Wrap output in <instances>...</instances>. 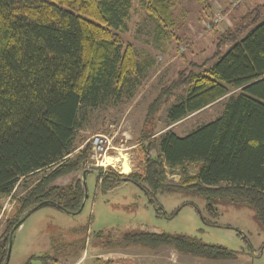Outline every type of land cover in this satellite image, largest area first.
Listing matches in <instances>:
<instances>
[{
	"label": "trees",
	"instance_id": "trees-1",
	"mask_svg": "<svg viewBox=\"0 0 264 264\" xmlns=\"http://www.w3.org/2000/svg\"><path fill=\"white\" fill-rule=\"evenodd\" d=\"M134 1L161 26L173 24L171 0H0V211L3 196H11L22 179L41 174L6 219L0 264L6 259L11 229L29 209L46 200L50 202L43 206L66 212L81 207L92 143L75 152L79 114L106 95L119 99L139 71L136 49L120 33L127 29ZM199 1L212 8L211 0ZM263 7L264 2L245 14L219 36L210 57L191 61L150 101L138 145L144 154L142 172L90 167L103 191L131 181L163 211L159 193L173 186L193 187L249 204L264 223ZM183 87H188L186 96L167 110L169 125L225 100L221 114L183 136L169 130L157 138L161 110ZM147 150L157 159H149ZM190 166L195 172L179 185L167 183V167ZM187 204L192 203H183L169 217ZM81 238L84 252L87 237ZM107 245H164L205 259L238 258L222 245L165 232H127ZM33 258L41 264L57 261L54 250L32 255L25 264H33Z\"/></svg>",
	"mask_w": 264,
	"mask_h": 264
},
{
	"label": "rangeland",
	"instance_id": "rangeland-1",
	"mask_svg": "<svg viewBox=\"0 0 264 264\" xmlns=\"http://www.w3.org/2000/svg\"><path fill=\"white\" fill-rule=\"evenodd\" d=\"M171 1L173 24L167 26H161L138 2H133L126 21L127 29L120 33L124 42L134 45L139 71L119 99L106 95L98 104L85 105L80 111L76 134L79 147L75 152L91 142L94 134H104L109 139L105 155L113 158L126 155L130 171L125 172L120 162L102 167L112 166L124 173L142 172L144 154L138 145L150 101L191 61L202 62L210 57L219 36L264 2L211 0L212 8L206 9L199 0ZM262 14L264 16V7ZM229 47L227 44L222 50L226 52ZM187 90L188 87H183L175 91L163 107L154 136L161 138L169 130L183 136L221 114L225 100L169 125L168 108L185 97ZM194 172L195 166L188 169L167 167V183L179 185L181 179ZM40 175L22 179L11 196L2 197L0 236L5 230L6 219L14 212L18 197ZM86 186L88 196L80 211L66 212L46 205L27 217L14 232L9 264H25L32 255L50 250H54L57 261L49 264H264V223L249 204L205 194L193 187L173 186L157 196L163 208L161 211L149 201L142 188L131 181L103 191L97 183L96 173L89 172ZM185 202L192 204L183 206L176 215L169 217ZM140 231L180 234L198 242L222 245L236 251L238 258L205 259L182 254L164 245L155 249L140 245L106 246L111 239ZM82 236L87 237L85 252L80 250ZM31 261L41 264L37 258Z\"/></svg>",
	"mask_w": 264,
	"mask_h": 264
},
{
	"label": "water",
	"instance_id": "water-1",
	"mask_svg": "<svg viewBox=\"0 0 264 264\" xmlns=\"http://www.w3.org/2000/svg\"><path fill=\"white\" fill-rule=\"evenodd\" d=\"M147 152H148V158L150 159V158H155V159H157L156 158V156H157V154H155V153H153V152H149L148 150H147ZM89 172H96V170L95 169H93V168H87V169H85L84 171H83V180H84V184H85V187H86V191H85V197H84V200H83V202H82V205H81V207L76 211V212H78V211H80L82 208H83V206H84V204H85V201H86V198H87V196H88V194H87V186H86V179H87V174L89 173ZM50 201L49 200H46V201H42V202H40V203H38L37 205H35L34 207H32L31 209H29L18 221H17V223L13 226V228L11 229V231H10V237H9V244H8V251H7V255H6V259H5V262H4V264H8L9 263V261H10V257H11V251H12V247H13V237H14V232L22 225V223L27 219V217L29 216V215H31L34 211H36V210H38L39 208H41L44 204H47V203H49ZM73 212V211H72Z\"/></svg>",
	"mask_w": 264,
	"mask_h": 264
},
{
	"label": "built area",
	"instance_id": "built-area-1",
	"mask_svg": "<svg viewBox=\"0 0 264 264\" xmlns=\"http://www.w3.org/2000/svg\"><path fill=\"white\" fill-rule=\"evenodd\" d=\"M92 151L90 154V159L87 163L88 167L91 166H100L101 161L104 158L108 148H109V139L108 136L98 133L94 134L91 137ZM58 264V263H55Z\"/></svg>",
	"mask_w": 264,
	"mask_h": 264
},
{
	"label": "bare ground",
	"instance_id": "bare-ground-1",
	"mask_svg": "<svg viewBox=\"0 0 264 264\" xmlns=\"http://www.w3.org/2000/svg\"><path fill=\"white\" fill-rule=\"evenodd\" d=\"M113 162L122 163V166L124 167V171L125 172H129L130 171V167L128 165L127 156L126 155H123V156H120V157H116V158H113L111 156H106L105 155V157L101 161V165H109V164H112Z\"/></svg>",
	"mask_w": 264,
	"mask_h": 264
},
{
	"label": "crops",
	"instance_id": "crops-1",
	"mask_svg": "<svg viewBox=\"0 0 264 264\" xmlns=\"http://www.w3.org/2000/svg\"><path fill=\"white\" fill-rule=\"evenodd\" d=\"M205 108H207V107H205ZM205 108H204V109H205ZM85 251H86V250H85ZM85 251H84V252H85Z\"/></svg>",
	"mask_w": 264,
	"mask_h": 264
}]
</instances>
